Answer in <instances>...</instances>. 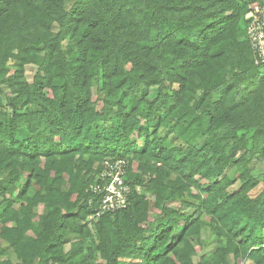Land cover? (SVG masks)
Returning <instances> with one entry per match:
<instances>
[{
    "label": "trees",
    "instance_id": "1",
    "mask_svg": "<svg viewBox=\"0 0 264 264\" xmlns=\"http://www.w3.org/2000/svg\"><path fill=\"white\" fill-rule=\"evenodd\" d=\"M248 1L0 0V264H264ZM118 159L126 205L89 219Z\"/></svg>",
    "mask_w": 264,
    "mask_h": 264
},
{
    "label": "built area",
    "instance_id": "2",
    "mask_svg": "<svg viewBox=\"0 0 264 264\" xmlns=\"http://www.w3.org/2000/svg\"><path fill=\"white\" fill-rule=\"evenodd\" d=\"M244 18L246 39L253 54V61L264 70V2L250 5ZM124 179V160L104 162L103 169L98 175L99 181L91 189L102 197L96 211L88 216L89 219L99 216L103 211L113 212L125 207L130 188Z\"/></svg>",
    "mask_w": 264,
    "mask_h": 264
},
{
    "label": "rangeland",
    "instance_id": "3",
    "mask_svg": "<svg viewBox=\"0 0 264 264\" xmlns=\"http://www.w3.org/2000/svg\"><path fill=\"white\" fill-rule=\"evenodd\" d=\"M257 2H260V0H249L248 1L249 5H252ZM62 44L63 46H66L67 41L64 40ZM34 71H35V66L26 65L25 71H24V80H26L27 82H31ZM234 71H235V68H228V69L220 71L219 73H217L216 76H214L211 79V81L209 82V85H213L214 83H218L220 81H223L229 78ZM199 92L200 91L197 92V95L199 94ZM94 93H95V90H94ZM8 94H9V89L8 87L5 86L1 94V99L3 103H5V97H7ZM138 94L140 95L141 92H138ZM209 138H210V135H209V132L207 131V125L204 124L201 130V133L197 137H195L193 141L197 146H199L203 142H206ZM167 142L168 141L166 140V143ZM251 171H252V174L259 179L258 186L250 192L251 195H256L263 187L264 157H256L252 160ZM185 209L189 211V209L187 208ZM200 243L202 244V246H199V248H197L198 249L197 254L194 256V258H197L198 255L208 253L210 251V246L208 245V243H206V237L204 235H202Z\"/></svg>",
    "mask_w": 264,
    "mask_h": 264
}]
</instances>
